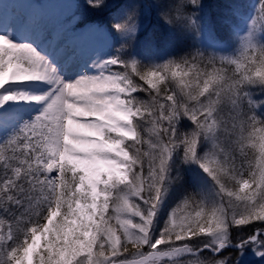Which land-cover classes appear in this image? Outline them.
Here are the masks:
<instances>
[{"label":"snow or ice","instance_id":"snow-or-ice-1","mask_svg":"<svg viewBox=\"0 0 264 264\" xmlns=\"http://www.w3.org/2000/svg\"><path fill=\"white\" fill-rule=\"evenodd\" d=\"M0 3V264H264V0Z\"/></svg>","mask_w":264,"mask_h":264},{"label":"bare ground","instance_id":"bare-ground-1","mask_svg":"<svg viewBox=\"0 0 264 264\" xmlns=\"http://www.w3.org/2000/svg\"><path fill=\"white\" fill-rule=\"evenodd\" d=\"M4 8H15L18 11L33 12L49 19H55L65 13L69 7L67 0H49L42 9L31 0H0Z\"/></svg>","mask_w":264,"mask_h":264},{"label":"rangeland","instance_id":"rangeland-1","mask_svg":"<svg viewBox=\"0 0 264 264\" xmlns=\"http://www.w3.org/2000/svg\"><path fill=\"white\" fill-rule=\"evenodd\" d=\"M79 3L83 4L84 3V0H78ZM249 2V0H248Z\"/></svg>","mask_w":264,"mask_h":264},{"label":"trees","instance_id":"trees-1","mask_svg":"<svg viewBox=\"0 0 264 264\" xmlns=\"http://www.w3.org/2000/svg\"><path fill=\"white\" fill-rule=\"evenodd\" d=\"M245 2L247 3V2H248V0H245Z\"/></svg>","mask_w":264,"mask_h":264}]
</instances>
